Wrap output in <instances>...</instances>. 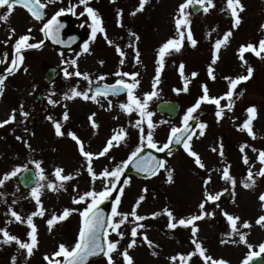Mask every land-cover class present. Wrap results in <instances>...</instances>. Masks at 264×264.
<instances>
[{
	"label": "rangeland",
	"instance_id": "374dc122",
	"mask_svg": "<svg viewBox=\"0 0 264 264\" xmlns=\"http://www.w3.org/2000/svg\"><path fill=\"white\" fill-rule=\"evenodd\" d=\"M184 2L185 0H149L144 11L132 16L131 13L138 7L139 0H115V2L90 0L87 6L98 13L104 28V33H97L95 40L91 39L89 26L91 22L87 16L80 15L84 12V7L79 6V0H57L48 4L44 9L43 21H35L26 9L17 6L6 23L0 22V59L3 58L4 53H8L9 61L16 39L27 34L33 37L30 43L40 42L43 40L40 31L43 24L60 9H65L67 12L69 4L77 6L76 14H72L67 29H82L85 32L82 40L70 48H58L43 40L44 43L39 50L24 51L22 67L5 81L4 94L0 96V122L6 120L13 110H16V120L0 128V178L15 168L24 166H32L37 172L32 162H40L46 177V180L40 183L44 185L55 182L53 172L56 168H62L64 175H73L76 178L66 182L64 188L59 191H49L46 186L41 189L40 201L45 215L42 218L39 216L33 218L37 228V249L30 258H26L24 251L18 250L14 243L0 244V264H11L12 257L16 258V264H46L43 257L51 256L58 250L60 244L71 249L76 243L81 227L79 212L83 211L90 201L77 205L73 204L72 200L91 190L96 192L103 190L105 180L97 179L93 182L75 141L67 135L69 132L83 142L86 152L95 155L104 148L107 140L114 134V130L125 129L127 138L119 147L112 148L104 157L93 159L92 168L98 176L105 169L111 171L124 163L140 144V132L132 127V124L140 119L139 115L135 112L126 115L119 107L120 104L127 102L126 93L109 95L107 99L98 97V103L85 101L79 97L65 100L63 97L70 94L73 88L84 92L89 90V84L75 76L66 79L64 69L67 68L69 72L87 73L93 82L100 76H104L105 79L99 82L127 80L126 77L116 76L115 73L118 71L139 73L137 77L139 86L134 94L143 100L144 95L153 90L157 49L168 39L176 37L173 18L177 15L179 5ZM213 2L215 7L207 14L202 11L194 13L190 8L186 10L189 13L193 39L197 41L196 47H191L185 41L179 53L173 52L165 57L160 83L156 89L158 96L149 101L147 109L153 113L151 119L156 125L153 139L158 145L167 142L170 129L182 123L187 109L203 95L202 85L207 86L210 97H220L228 91L225 77L236 78L246 75V66L242 67L237 56L238 50L241 45L249 43L258 45V42L264 39V31L261 30V25H264V0H240L244 11L239 14L241 23L235 29L232 28L233 20L230 12L224 11L225 0H213ZM5 11L0 9V14ZM118 11L121 13L119 23L122 25L119 27L117 26ZM12 29L15 30V35L9 40ZM28 29H32L31 33ZM228 31H232V36L227 46L220 50L218 62L213 66L215 80H211L207 69L212 58L213 44ZM129 32L139 37L138 41H135V48L140 53L138 64L134 63L133 48L127 47L134 39L129 36ZM5 41L7 46L2 43ZM108 41L112 42V46ZM85 43L89 46L88 52L83 51ZM115 46H119L125 53L123 65L120 64L121 57L117 55ZM43 59L60 70L56 78L48 82L42 78L44 68L40 62ZM73 59L77 62L75 68L68 63ZM245 60L247 66H251L254 72L250 80L238 85L236 92H242L243 95L238 99L234 98L233 110L226 111L219 123L215 116V105L202 104L195 114L197 123L207 125L205 135L199 138L194 136L190 142L192 150L199 154L205 165L204 169L197 167L193 158L184 152L182 146H178L172 147L171 156L160 153L161 158L166 161V169L172 170L173 183L166 182V170H161L158 175L151 178L125 173L121 176L118 188L123 186L124 179H128L129 184L124 187L118 211L130 213L139 197L144 195L143 202L137 208V215L148 217L141 222L144 227L138 232L136 246L128 250L133 264H172L171 257L178 254L187 255L194 251L190 229L177 227L175 230H170L167 227L166 216L160 215L154 219L151 217L154 213L162 212L164 208L172 211L177 219L198 215L200 214L198 206L204 200L205 191L216 194L228 189L216 204H206L205 211L212 215L196 223L199 229L196 239L207 250L206 255L216 260L222 259L227 264H242L249 252V245L252 246L253 251H258L259 245L264 243V228L256 224L257 218L264 216V210L258 199L264 189V177H256V184L251 189L242 186V181L250 167L253 173L259 172L262 167L257 157L260 151H264V60L252 53H246ZM181 64L184 65V77L190 80L186 93L182 91L183 80L179 74ZM6 67V64H0V74L4 73ZM25 68L27 72L24 71ZM192 73L198 75L193 79ZM174 89L180 90L179 94ZM37 93L41 96L40 103L35 100ZM91 94L92 91H89V95ZM164 98L179 101L180 107L176 116L168 117L155 110V102ZM48 99L55 101L56 105H50ZM109 101H111L110 110H108ZM221 104L225 105L226 102L221 101ZM21 105L23 112L27 113L26 117L20 115ZM252 106L257 110L256 119L252 123L256 139L238 130L247 119L246 109ZM65 112L68 114L67 121L63 120ZM31 113H38L41 120L36 124H30L27 118ZM90 116L98 125L95 130L91 127ZM49 117L51 120L48 119ZM53 122L61 123V131L64 133L62 136H56ZM142 127L147 135L146 124ZM194 129L198 136V129L196 127ZM17 137L21 139L17 140ZM25 141L28 147L25 146ZM243 145L248 147L245 148L244 153H241L240 147ZM221 146L223 156L219 155ZM213 148H217L218 151L213 152ZM244 156L248 158V165L243 163ZM225 167L229 168L230 175L235 181L234 186L221 179L222 169ZM209 175L211 183L205 186L204 181ZM36 183L37 179L32 186L23 188L17 177H13L0 187V194H3V198H0V229H6L10 235L16 236L21 241H27V233L30 230L24 224L9 222L12 218L8 215V210L11 208L24 218L35 212L37 205L30 193ZM144 189L147 191L144 192ZM117 194V192L113 193L110 198L112 202ZM14 200L16 203H13ZM64 209L74 211L49 232L46 221L53 213L60 215ZM110 213L111 210L109 215ZM225 213L240 218L238 228L245 221L251 224L248 229L240 228V232L246 235L245 244L239 242L238 235L232 234ZM219 217L224 220L221 225L216 222V218ZM133 226L135 225L131 223L130 218L129 223L120 229L124 239L119 241L118 251L112 253L114 264H123L120 253L127 248L132 239L130 230ZM143 236H147L154 247L149 248L141 238ZM108 239L116 241L119 238L112 233ZM222 240L229 242L222 244ZM152 252L156 255H152ZM90 264H107V260L102 255L92 260ZM176 264H180V261ZM187 264H203V261L199 256H193Z\"/></svg>",
	"mask_w": 264,
	"mask_h": 264
},
{
	"label": "snow or ice",
	"instance_id": "6c2138e0",
	"mask_svg": "<svg viewBox=\"0 0 264 264\" xmlns=\"http://www.w3.org/2000/svg\"><path fill=\"white\" fill-rule=\"evenodd\" d=\"M57 0H45V2H41V0H0V9H5L6 11L2 14H0V22L6 23L10 17V15L13 13V10L15 7H23L25 8L31 17L35 21H43L44 20V9L47 7L48 4L55 3ZM90 0H79V6L84 7V12L80 13L82 16H87L90 23L91 28V39L95 40L97 33H104V28L102 26L103 22L101 18L99 17L98 13L92 9L91 7H88ZM112 2H115V0H112ZM149 2V0H139V5L131 13L132 16H135L138 12L144 11L145 5ZM226 7L224 11L230 12L233 24L232 28H237L240 23V17L239 14L244 11L243 6L240 3V0H225ZM77 5H70L67 9V12L72 13L75 15V7ZM198 6V8H197ZM197 8V10L202 11L204 14H207L210 9L215 7V4L213 0H185L184 3L179 5L177 15L173 18L175 29H176V37L168 39L165 43H163L158 49H157V59L155 61L157 67L155 70V76L153 78L152 82V92L146 93L143 97V100L135 96L134 92L135 89L139 86V80L137 77L139 76V73H121L116 72L115 75L118 77H126L125 79H119L116 81L113 85H105L103 87H96L93 91L91 89V85L93 83L99 84V81H102L105 79L104 76H100L97 81L93 82L90 80L89 75L87 73H80L79 71L75 72H69L67 68L64 69V76L65 78H71L72 76L82 78L83 80L87 81L89 84V90H86L84 92L77 91L75 88H73L70 91V94H66L63 99L65 100H72L74 98H81L85 101L91 100L94 103H98V97H104L107 99L109 95L116 96L120 95L121 93H126L127 96V102L122 103L119 105L122 112H124L126 115H131L133 112L137 113L140 117V119L136 120L134 124H132V127L136 128L140 132V144L136 147V149L130 154L128 157V160L121 165H118L116 168L109 171L108 169H105L99 176L96 175V173L93 171L92 168V161L93 159H99L100 157L106 156L110 150L114 147H119L121 143H123L127 138V133L125 129L120 128L118 130H114V134L107 140L106 145L104 148L98 153V154H92L85 151V147L83 142L73 133L69 132L67 135L75 141L78 151L80 155L84 158L86 162V170L89 174V176L92 178L93 182L97 179H103L105 180L104 189L96 192L94 190L88 191L87 193L79 196L78 198H73L72 203L73 204H81L85 203L86 201H90L87 203V206L83 211L79 212V215L81 217V228L80 232L77 238L76 243L74 246L69 249L65 247V245L60 244L58 246V250L54 252L51 256L45 255L43 257L46 264H88L90 257L100 256L103 254V256L107 260V264H114V261L112 259V253H115L118 251V244L119 241L124 239L123 233L120 231L123 225L126 223H129V220L131 218V223L135 226L131 227L130 235L132 237L131 241L128 243L127 248L120 253L123 264H133V260L131 256L129 255L128 250L132 249L136 246V238L138 236V232L144 227V225L141 223L145 219H148V217L139 216L137 215V208L140 206V204L144 200V195H141L139 199L137 200L136 204L133 206L130 213H121L118 211V207L121 202V196L124 193V187H126L129 184L128 179L123 180V186H120L118 188V184L120 183L121 176L123 175L125 169L131 164L136 168L137 172H142L146 174V178H151L153 176H156L159 174L161 170H166L167 177L166 182L171 184L173 183V176H172V170L166 169V161L163 159H157L156 157H153L151 154H149L147 157H142L140 154L144 151L145 147L148 149H152L156 152L160 153H167L168 156L172 155V146L173 145H180L182 146L184 152L191 158H193V161L195 165L201 169H204L205 165L203 164L200 156L198 153L194 152L191 148V141L194 136L196 138L203 137L205 135V129L207 128V125L205 123H197L196 129H198V136L197 131L193 129L190 125V121L196 120V113L200 109L202 104H210L215 105L216 111L215 116L217 119V123H219L223 118L225 112H231L234 108V98L238 99L240 96L243 95V93H237L236 89L238 85L242 83H246L248 80H250L253 76L254 69L251 66H247V61L245 60V54L246 53H252L254 56H256L259 59L264 60V39H261L258 42V45H253L251 43L247 45H241V47L238 50L237 56L238 59L241 61L242 67L246 66V75H240L236 78L231 77H225V80L228 82V91L220 97H210L209 96V89L206 85H202V93L203 95L197 99L196 103L187 109L186 114L182 118V127H172L170 129V133L168 136V140L166 143L162 145H158L154 139H153V132L155 130L156 125L152 122V115L153 113L147 111L149 101H151L153 98L158 96V92L156 89L158 88V85L160 83V77L162 70L164 68V60L165 57L170 55L171 53H179L183 47V44L185 41H187L191 47L195 48L197 45V41L193 39L191 29H190V20H189V13H187V9L189 8ZM66 14L65 9H60L57 11L50 19L47 20L46 23L43 24L40 31L43 34V36L51 40L53 43L60 44L62 41L60 40V30L63 28V24L60 23L59 17ZM121 13L118 11L117 17H118V27L122 26L119 23V17ZM261 30L264 31V25H261ZM11 34L9 35V40L12 39V36L15 35V30H10ZM32 29H28V32L31 33ZM215 31V29H213ZM211 35V33H209ZM129 36L133 37V43H130L127 45L129 48H133L135 53V61L134 63L138 64L140 62L139 56L140 53L135 48V41H138L139 37L136 36L135 33L129 32ZM232 36V31L226 32L222 38L217 39L213 44V50H212V58L211 62L207 69V74L209 79L215 80L214 75V65L217 64L219 59V53L220 50L223 47H226L230 38ZM33 37L30 35H22L18 39L15 40V43L13 44V52L11 56V60L9 61V55L8 53L3 54V58L0 59V64H6L7 67L5 68V71L3 74H0V96H3L4 94V86L5 81L9 76L15 75L17 71L20 70V68L23 65L24 62V56L23 52L31 49H37L39 50L44 41L41 40L38 43H30L29 41L32 40ZM105 39L107 40V36L105 34ZM5 43V46H7V42ZM110 46H112V42L108 41ZM116 47L117 55L121 57L120 64L123 65L124 63V57L125 53L124 51L119 47ZM89 46L87 43L83 45V51L88 52ZM68 63L75 68L76 67V60H70ZM25 72H27V69H24ZM179 74L183 80V92L188 91V85L190 83V80L184 77V65L181 64L179 66ZM198 74L192 73V78L194 79ZM131 81V82H128ZM89 91H92V94L89 95ZM177 94H179L180 90H175ZM54 95V93H53ZM221 101H225L226 104L222 105ZM48 103L52 106L56 105V102L52 99H48ZM23 105H21V111L20 115L22 117H26L27 113L23 112ZM111 109V101H109V109ZM256 108L254 106L248 107L246 109L247 113V119L243 123L241 127H239V131L246 132L249 137L252 139H256L255 133L252 129V123L256 119ZM94 116V114H93ZM51 120V117L48 118ZM16 120V110H13L12 113L9 115V117L0 122V128H4L5 126L14 123ZM63 120H68V114L67 112L63 115ZM89 121L91 124V127L95 130L98 125L95 123L92 116L89 117ZM166 123V122H165ZM146 124L147 126V135H145V130L142 125ZM53 127L55 129V134L57 137L62 136L64 133L61 131V123L59 122H53ZM17 140H20V137L16 138ZM25 146L28 147L27 141H25ZM248 147L247 145H243L240 147L241 153H244L245 148ZM213 152H217V148L212 149ZM253 151H256V149H253ZM219 155L223 156L222 146L219 150ZM258 162L262 165L259 172L253 173L251 170V167L249 168L247 175L242 181V186L245 189H251L256 184V177H264V151H260L258 153L257 157ZM34 163L36 172V178L37 183L36 186L31 189V198L35 201L37 205V210L30 215H28L26 218L19 215L16 211L9 208L8 215L12 218L9 222H15L18 224H24L27 226V228L30 230L27 233V241H21L16 236L10 235L9 232L6 229H0V244L3 245H9V244H15L17 245L18 250H23L26 254V258H30L34 250L37 249L38 246V239H37V228L35 224L33 223L34 217H44L45 210L43 209V206L40 201V194L41 189L43 187H47L49 191H59L64 188V185L66 182L71 181L75 179L76 177L73 175H64V170L62 168H56L53 172V176L55 177V182H48L46 185L40 183L42 181L46 180V177L43 174V169L41 168L40 162H32ZM243 163L245 165L249 164L248 158L246 156L243 157ZM29 171L26 167L25 168H15L10 173L5 174L2 178H0V187L4 186V183L7 180L12 179L13 177H17L22 172ZM221 171V170H218ZM221 179L225 182L230 183L231 185H235V181L233 177L230 175L229 168L225 167L222 169V175ZM211 183V176L204 181L205 186ZM74 191L76 189H73ZM144 192L147 191V189L143 190ZM228 189H225L224 192L216 193V194H210L207 191L204 193V200L199 204V210L200 214L198 215H191L186 218L177 219L173 212L170 211L168 208H164L162 212L154 213L151 218H156L157 216L164 215L168 218V229L175 230L177 227H183L185 229H190L192 240L191 243L194 245V251L187 254H178L177 256L171 257L170 260L172 261V264H176L177 261H180V264H187V262L191 261L193 256H199L201 260L203 261V264H227L224 260H216L213 257L206 255L207 250L202 246V244L196 239L197 233L199 229L196 227V223L198 221L204 220L206 217L211 216V213H208L205 211L206 204L207 203H213L216 204L217 201L221 199V197L224 195L225 192H227ZM114 192H117L118 194L115 196L113 202H112V208L111 213L107 218L105 217L104 213L100 209V205L108 201L110 198H112V195ZM234 195V193H233ZM0 198H3V194H0ZM259 201L261 202V208L264 210V193H262L258 197ZM13 203H16L14 200ZM218 207V205H217ZM74 210L70 209H64L63 212L60 215H57L53 213L51 217L46 221L47 227L49 232L53 229V227L64 220H66L70 215H72ZM225 216L231 226L232 234L239 236V242L241 244L246 243V235L240 232V228L248 229L251 227V224L247 221L243 222L240 225V228L237 227L240 218L239 217H233L231 215H227L225 213ZM119 217V219H117ZM256 224L262 228H264V216H260L256 220ZM109 229L111 232H109ZM103 233V242H102V236ZM114 233L119 239L116 241H110L108 239V236L110 234ZM145 244L148 245L149 248L154 247L151 241L148 240L147 236L141 237ZM228 240H222L221 243H228ZM249 252L246 256V258L242 261V264H251L253 260L261 258V254H264V243L259 245L258 251H253L252 246L249 245ZM152 255H156L155 252H152ZM11 264H16V258L12 257Z\"/></svg>",
	"mask_w": 264,
	"mask_h": 264
},
{
	"label": "water",
	"instance_id": "95a60500",
	"mask_svg": "<svg viewBox=\"0 0 264 264\" xmlns=\"http://www.w3.org/2000/svg\"><path fill=\"white\" fill-rule=\"evenodd\" d=\"M69 5H71V4H69ZM197 8H198V6H197ZM197 8H191L190 7V10L192 12L196 13L197 11H199V10H197ZM58 19H59L60 23L63 24V28L60 30V36H59L62 43H60V44L53 43L51 40H48L45 37H44V41H47L51 45L57 46L59 48H70V47L74 46L75 44L79 43L84 36V30H67V28H68V26L72 20V13L67 12L65 15L60 16ZM40 65L44 68L43 73H42V78L46 82L51 81L54 78H56L57 74L60 71L57 66L49 64L46 59H43L40 62ZM115 83H116V81H114V82H99V84L93 83L91 85V89L94 91L96 87H103L105 85L110 86V85H113ZM83 86H85V85L83 84ZM35 100L37 103H40V101H41L40 94H38V93L35 94ZM179 107H180V103L176 99L166 98V99H160V100L155 102V110L158 113L165 114L168 117L176 116V114L179 111ZM27 119H28V122L30 124H36L41 120V116L38 113H31V114H29ZM196 124H197V119L190 121V125L193 129L196 127ZM179 127H182V124ZM177 146H179V145H173L172 147H177ZM149 154H151L153 157H156L157 159H162L160 152H156V151H154L152 149H148L146 147L140 155L142 157H147ZM25 167L29 171L22 172L20 175L17 176V180L23 188H28V187L32 186L34 184V182L36 181V172L32 166H24L23 168H25ZM124 173L125 174H132V175H135L137 177H146L145 173L137 172L136 168L131 164L125 169ZM263 193H264V190H263ZM111 207H112V200L111 199H109L108 201H106L105 203L100 205V209L102 210V212L104 213L106 218H107V216H109V212L111 210ZM206 218H208V217H206ZM216 222L219 225H221V224H223L224 220H223V218L219 217V218H216ZM101 236H102V242H103V233L101 234ZM102 255L103 254H101L100 256H102ZM100 256L90 257L88 264H90V262L92 260L97 259ZM251 264H264V256L261 255V258L253 260L251 262Z\"/></svg>",
	"mask_w": 264,
	"mask_h": 264
}]
</instances>
